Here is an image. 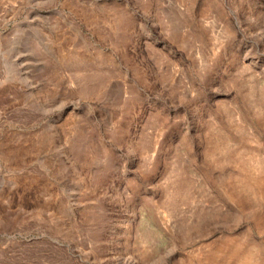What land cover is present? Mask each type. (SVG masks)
Instances as JSON below:
<instances>
[{"label": "rangeland", "instance_id": "1", "mask_svg": "<svg viewBox=\"0 0 264 264\" xmlns=\"http://www.w3.org/2000/svg\"><path fill=\"white\" fill-rule=\"evenodd\" d=\"M0 264H264V0H0Z\"/></svg>", "mask_w": 264, "mask_h": 264}]
</instances>
